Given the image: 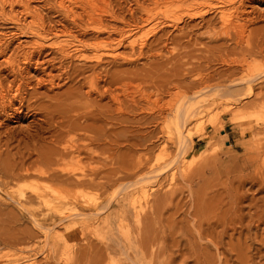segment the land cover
<instances>
[{"label":"rangeland","instance_id":"374dc122","mask_svg":"<svg viewBox=\"0 0 264 264\" xmlns=\"http://www.w3.org/2000/svg\"><path fill=\"white\" fill-rule=\"evenodd\" d=\"M201 1L198 2L200 3L198 6L194 4L193 9L186 5L185 11L182 8L183 12L179 10L180 12L174 13L173 18L177 20L176 16H178L181 20L178 25L180 28L177 29L166 26L167 23L164 22H167V19L161 16L156 19L154 13L149 19L145 17L142 20L133 21L128 18L129 26L131 22V26L135 24L139 27L143 26L141 34L137 37L135 49V59H137L143 44V55L141 59L138 58L140 61L136 63L137 65H127L123 64L125 63L123 61L115 62L112 59L115 63L112 64L111 59L107 58L101 66L103 69H98V73L103 71L100 75L104 74L105 76L102 75L104 79L106 77L108 82L111 81V85L114 84L113 89L118 87V84L113 82L119 81L120 85L125 81L131 85L130 89L126 90L127 93H120V91L117 93L120 96V105L125 110L123 117L117 115L115 111L117 105H113L108 99L101 102L94 100L97 104V107L95 106L97 108L95 117L96 114L97 117L95 126L93 125L96 140L93 147L101 157H96L97 159L93 162L96 170L99 171L97 173L100 174L96 173L94 183L98 189L100 188L98 210L102 208L99 210L101 219L99 217L96 219L94 216L95 219L91 217L86 222L84 220L80 223L78 220L82 219L77 217L75 218L77 221L72 219L65 223L60 222L59 216L49 215L41 209L39 202L29 199L34 195L32 191L39 185L47 187L44 180L38 177L22 179L17 177L16 180H11L13 175L10 170L0 171V179H2L0 180L1 263H3L2 260H8L7 264H25L23 259L17 260V257L33 254L32 249L37 247L45 250L48 243L45 237L47 229L52 230L51 237L56 235L62 237L68 233L67 236L72 242L75 240V235L80 234V230L84 231L83 229L86 230L81 233L91 238L89 230L100 225L103 227L100 222L108 217L110 222L104 224L107 226L108 233L107 240L103 241L105 245H100L95 237H92L94 240L92 244L97 245H94L93 249L91 246L89 250L84 245L85 242H81L78 256L84 254L83 258L80 256L83 261L89 257L92 259L93 255H97V251H93L95 254L91 256L95 247L96 250L100 247L98 255H101L104 247H108L109 250L111 245L112 251L108 252L114 260H118L119 264L120 262L134 264L123 252H120L117 242L120 243L122 240H119V236H115L117 232L118 235H120L119 232L121 233V223L129 224L128 229L134 235V216L132 218L134 206L141 209L143 226L146 228L143 227L145 238L142 235V239L144 238L142 242L145 243L141 264H264V0H256L253 4L254 8H248L250 13L254 11L252 14L257 15L253 18L259 19L249 28L250 33L247 32L244 40L247 42L240 45L242 48L239 50L240 46L231 43L232 41L215 36L220 25L214 15H209L205 22L192 21L187 17L190 10L207 9L210 5L215 6L216 2L215 0H213L215 2ZM33 6L40 8L42 3L40 0H35ZM47 14L43 12L44 16ZM53 15L47 17L53 18L55 17ZM55 19L53 20H58ZM124 24H121L122 26L115 24L119 33L113 34V37H116H112L114 42L116 39V42L120 40L117 35H122L121 32H124ZM16 32L20 33L15 31L13 25L0 19V35H7V33L12 35ZM75 34L78 33L75 32ZM112 38L107 47L114 46L111 45ZM20 41L27 42V39L21 38ZM116 42L113 44L116 45ZM16 46L18 43L10 46L9 54L15 50ZM122 51L129 56L133 54L128 47L120 50ZM240 53L248 56L246 67L227 70L222 61L239 59L244 56ZM109 60L108 64L113 67L107 64ZM254 71L263 72L261 73L263 77L251 84L253 95H248L249 92L245 91L248 85L244 82L249 80L251 75L257 74ZM111 78L114 79L111 80ZM100 87L104 88L102 82ZM67 88L62 90L66 92ZM62 90H60L61 94ZM230 94L233 95L230 96ZM134 97L143 98L140 109L134 108L131 104ZM186 99L191 100L192 105H197L196 107H203L201 108L204 110L203 113L201 112L189 123V128L187 127L183 137L173 131H164L166 123L172 125L174 121L172 111L177 101L181 103ZM28 104L30 101L26 105ZM157 111L163 114L162 117ZM32 120L22 125H10L9 132L15 134L21 132V129L25 130L27 123ZM108 129L110 131L106 133ZM50 136L45 137L50 140ZM106 137L110 145L104 141ZM24 142L21 145L12 143L10 152L0 156V166L11 168L26 162L32 166L33 170H31L33 173L35 171V175L37 168L47 171L49 167L45 164V160L38 159V156L29 158L26 154L25 145L37 144L38 141H27L26 144ZM39 143L38 151L44 147V145L40 147ZM40 153L42 154V151ZM106 153L111 158L107 162L106 155L104 156ZM85 154L84 158H81L84 160L76 169L82 167L83 170H88L91 160L89 155L86 154L88 155L86 157ZM5 180L13 181L10 187L3 185L2 182ZM54 187H52L53 191ZM41 188L49 193L51 191V187ZM12 192L16 193L11 195ZM20 194L26 197L23 203L30 208H28L29 214L17 206V202H22ZM107 202H112L111 208L107 212H101L108 204ZM89 213L91 212H86V214ZM112 233L115 235H111ZM51 237L48 246L58 250L55 257H61L60 253L64 245L61 242H54V238L51 239ZM126 244L127 248L124 250H129H126V255L134 260L135 255L132 252L134 253L135 250H131L134 245ZM113 249L114 253H112ZM113 255L116 257L114 258ZM10 256L11 258L8 259ZM54 261L48 263L39 255L36 264L51 262L53 264ZM92 262H95L94 258L88 264H93Z\"/></svg>","mask_w":264,"mask_h":264},{"label":"bare ground","instance_id":"6f19581e","mask_svg":"<svg viewBox=\"0 0 264 264\" xmlns=\"http://www.w3.org/2000/svg\"><path fill=\"white\" fill-rule=\"evenodd\" d=\"M34 1L0 0V19L4 22H8L10 25H13L15 31L20 32H16L12 35H8L9 33H7V35H0V156H3L4 153L6 154V152L8 151L10 152L9 148L12 146V143H18L19 145H21L24 141H38V143L40 142L39 146L41 147L44 145V147H41L42 149L38 151V143H30L28 144V146L25 145V150L27 152L26 154L29 158H32L34 156H38V159L42 158V160H45V164L49 168H47V171L38 170L39 168H37L36 176L34 174L35 171L34 173L32 171V166H29L26 162H24L18 166H13L11 168L0 166V171L10 170L13 175V178H11V180H16L17 177L18 179L38 177L39 179L44 180L47 184V187H51L50 193L49 191L41 188H47L46 186L39 185L38 188L32 191L34 195L29 199L31 201L35 200L39 202L38 205L40 204V206H42V208H40L49 213V215L52 214L53 216L57 215L56 217L59 216L60 222L65 223L72 219L75 220V218L77 217L79 219H82L78 220L80 223L84 220L86 222L88 219H90L91 217L93 218L94 216L96 217V219L97 217L100 218L101 213L99 212V210L102 209L100 208L98 210V207L100 206V192L98 193V190L100 188L98 189L94 183V177H96V173L99 171L96 170L93 162L95 159H97L96 157H100L94 151L93 147L96 141L93 134V125L97 117V114L95 117L97 104L94 102V100H96L97 102H101L105 99H108L110 103H112L113 105H117L115 110L117 115L123 117L125 115V110L122 109L120 105V96L117 93H119L120 91V93L122 92L125 94V92H128L126 90L128 88L130 89L131 86L130 84L128 85L125 81L120 85L118 83L119 81H112L113 83L118 84V87L116 89H113L112 85L114 84L111 85V81L108 82L109 80H106V77L104 79L102 77V75L104 74L100 75L103 71H101L100 69L101 73H98V69H103V67L101 66L105 61L104 59L107 58L111 59L112 64L114 63L112 62V59L115 62L123 61L125 62L123 64L127 65H134L138 61H140V57L143 55V44L141 45L138 43L139 45H141V47L138 46V48L140 47V52H138L140 53V55L139 57H137V59H135V49L138 42L137 37H139V35L141 34V27L143 26L141 25V27H139V25L135 24L134 22L133 23L135 25L131 26V22L129 26L127 22L129 20L128 18L132 19L133 21L137 19L142 20L145 17H148L149 19L150 15L154 13V15L156 14L155 18L161 16L162 18L167 19V22L165 20V22L163 21L164 23H167L165 24L166 26L169 25L170 27L177 29L179 27L178 25H180L179 23L181 20L178 19V16H176L177 20L173 18L175 17L176 11L178 12L179 10H182V8L184 10V7L186 5L190 6V8L193 9L194 4H197L198 6L200 4L198 2L201 0H40V2L42 3V6H40V8L33 6ZM211 1H216L215 6L212 5V7L210 5V8H203L198 11L190 10L189 14H187V17L192 21L200 20L205 22L206 18L209 15H214L215 20L219 21L220 25L219 31L217 32V35H215L216 37L224 38L226 40H229V42L232 41L231 43L235 44L236 46H240L244 42H247L244 40L246 39L247 32H249V28L255 25L257 23V20L259 19L253 18V16L256 15L252 14L254 11L252 13L248 11V8H254L253 4L256 3V0ZM201 2H203V0ZM42 11L47 12V16H51V14H54L57 18L55 19V17H53L54 15L52 16L53 18H50V16H44L45 14L43 15ZM53 19L58 20L54 21ZM47 22H49V24ZM123 23H125V28L122 27L124 28V32H121L122 35H117L118 39L120 40L116 42V39L115 45L113 44L115 43L113 41V38L115 37H113V34L119 33L115 24L121 25ZM163 26L164 25H162V27ZM75 32H77L79 35H76ZM20 36L23 39H27V42H21ZM111 38V42H113L111 43V45L114 46L107 47V44L110 42ZM14 43H18V46H16L15 50H13L11 54H9L11 51L10 46ZM126 47L130 48L133 54H130L129 56L123 51V53L120 52L121 49ZM106 48L108 49L106 50ZM240 48L242 47H238V50ZM48 57H50V59ZM138 58L140 59L138 60ZM247 61L248 56L244 55L239 59L223 60L222 64L227 70H238L246 67L245 64L247 63ZM108 63H110V60L107 62V64ZM254 73L257 72L254 71ZM261 73L254 74L253 76L251 75V79L248 78L249 80H246V82L243 81L248 85L247 88H245V91L247 90L249 92H246L248 93V95H253V93L251 92V84L253 82H257L263 77L261 76L263 75ZM112 79L114 78H111V80ZM101 82L104 85V88L102 89L100 87ZM65 87H68L67 90L65 89L67 93L62 90ZM60 90H62V94L60 93ZM246 93L245 95H247ZM233 94H230V96ZM225 96L227 97V95ZM189 99H186L185 102L183 101L181 103L180 99V101H177V104L172 111L174 121L172 122V125L166 123V126L164 128L162 127L164 131H173L178 133L179 135H182L183 137V134L187 132L189 123L198 115H200L201 112L203 113L204 110L201 109L203 107L199 108L196 107L197 105H192V102ZM28 101H30V104L26 105ZM142 101L143 98L134 97L131 104L134 105V108L136 107L140 109L139 106ZM158 114L160 115V117H162L163 115L160 111L158 112ZM30 119L33 120L27 123V125L25 126V130L21 129V132L15 134L9 132L11 131L9 129L10 125H22V123L29 121ZM89 122H91V124ZM107 126L108 125H106V127ZM108 127H110V125ZM108 131L110 130L108 129L106 133H108ZM46 135H51L50 140L49 138L45 137ZM104 141L107 143L110 142L107 137ZM186 141L187 139L184 141V145ZM109 150H111V148H109ZM41 151L42 154L40 153ZM85 153L89 155V158L91 160V164H89V166L87 167L88 170H83L84 168L82 167H80L82 169H76V167H79L81 165V161L84 160H82L81 158ZM88 155H86V157ZM105 155V161L107 162L111 158L110 156H107V153L104 154V156ZM101 161L103 160L101 159ZM105 178L106 177H104V179ZM107 179L109 180V178ZM11 180L10 182L5 180L2 183L5 187H10L13 182ZM53 186H55L54 191L52 189ZM15 193L12 192L10 194L12 195ZM24 196V194L20 196V201L22 200V202H17V206L21 210L29 214V207L27 208L25 206L26 204L23 203V201L26 200V197ZM12 198L13 197H11V199ZM17 201H19V199H17ZM29 201L27 202V204L29 203ZM13 202L16 203V201L14 200ZM112 202H107L108 204L106 205V207H103V210L101 212L109 211L112 206ZM138 208L133 206L134 215L132 214V218L134 216V235L132 234V232H130V229H128L129 224L127 225L123 223H121V225L119 224L121 230V233L119 232L120 235L117 234L118 232L116 233V235L115 233L111 234L115 235L116 237L119 236V240L122 241L120 243L117 242V247L119 248L120 252H123V254L127 256L128 260H131V263L134 264H141V258L144 252L143 244L145 243L142 242L145 238V236L143 235L144 226L142 211L140 208ZM86 212L91 213L86 214ZM95 217L93 219H95ZM75 221H77V219ZM108 222H110V220L108 217H106L105 221L100 222V224H103V227H101L100 225L96 228H93V230H89V235L95 237V240H97L100 245L104 244V240H107V226H104V224H108ZM55 225L57 226V224ZM60 225H58V227ZM74 225L75 224H73V226ZM68 230H70V228ZM83 230L85 231L86 229ZM46 231L47 233L45 237L46 241H48L49 243L51 233L53 234V232H51L52 230L50 231V229H47ZM80 231L84 232L82 230ZM81 232L80 234L75 235L77 239L75 237V240H72V242H70V237L67 236L68 233L66 235H63L62 237L57 236L56 234L55 237H51V239L54 238V242L57 241L63 243L64 247H62L63 250L60 253L62 255L61 257H55V254L58 250H56L54 247L49 248L47 243L45 250H40L37 247L36 249H32L33 254H25L26 256H24V254H21L22 257H17V260L23 259L25 261V264H36L37 256L41 255L43 259L48 263L52 260H55V263L53 262V264H88L89 261H92L93 258L95 262L97 261L96 264H117L118 260H114L112 258V255L109 254V252L111 253L112 251L110 248L111 245L109 247V250L106 246L104 247V251L101 249V253L103 251L101 255H98L100 254L98 253L100 252V247L98 248L99 250H96L95 247V250H92V254L91 252L90 254L92 256L93 254H95V252L93 251H97V255H93L94 257L92 259H90V257L88 256L89 258L87 260L85 256V259L83 261L82 255L84 254H82L80 255L82 257L81 261L80 256H78L81 242H85L84 245L88 249L91 248V246L93 249L94 245H97L96 243H94V245L92 244L94 240L91 236V238H89L88 235H84L85 233L83 234ZM142 235L144 236L143 239ZM89 239H92L93 241ZM125 242L129 243L130 246L134 245V247L131 248V250H135H133L134 253L131 251L132 254L135 255L134 260L129 255H126V250L128 249L124 250L125 248H127V244ZM9 245H11V243ZM104 245H102V247ZM112 247L114 246L112 245ZM105 251L109 252L104 253ZM112 253H114V249ZM96 256H98L97 260ZM9 258H11V256L8 257V259ZM2 261L3 263H6L8 260ZM3 263H1L0 260V264ZM120 264L122 263L120 262Z\"/></svg>","mask_w":264,"mask_h":264}]
</instances>
